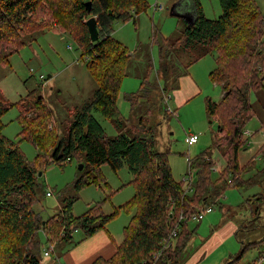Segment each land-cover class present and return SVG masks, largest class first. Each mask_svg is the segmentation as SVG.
Wrapping results in <instances>:
<instances>
[{
	"label": "trees",
	"instance_id": "1",
	"mask_svg": "<svg viewBox=\"0 0 264 264\" xmlns=\"http://www.w3.org/2000/svg\"><path fill=\"white\" fill-rule=\"evenodd\" d=\"M252 1L219 0L221 16L208 20L199 0H192L193 26L186 27L174 41L162 38L158 48L161 70L178 50H191L200 45L213 52L215 68L208 77L213 84L221 86L223 93L217 102L204 98L207 118L218 124L211 147L214 153L207 152L191 161L197 170V181L192 194L186 195L185 185L177 183L172 176L168 154L157 149L154 126L149 124L150 112L129 128L117 108L131 54L112 37V24L116 20L123 23L133 20L135 14L148 8L147 2L0 0V67L6 66L10 57L26 46L28 37L43 31L53 33V23L57 21L59 34H67L76 43L98 85L93 101L68 124L67 136L62 140L51 125V109L37 90L12 105L0 96V264H39L40 232L44 233L48 245L68 241L73 230H80L87 238L105 229L121 212L129 215L130 220L122 230L115 254L109 259L98 258L92 264H180V256L195 233L188 225L182 226L172 245L154 259L180 214L209 205L226 189L255 184L251 178L241 179L243 169L237 164L238 152L247 146L243 131L254 117L249 96L262 90L264 81V20L259 9L253 8ZM86 2L91 3L89 13L84 6ZM91 17L96 19L99 34L94 43L85 24ZM147 80L144 77L138 92L127 98L131 110L145 99L143 90ZM13 106L18 111L16 120L20 131L15 140H10L2 133L1 118ZM91 111L114 123L115 137L106 136ZM22 142L40 152L32 162H26L20 149ZM216 152L225 160V167L213 184L210 174ZM260 156L264 161V146ZM72 158L87 164L94 173L91 180L76 181L73 186L76 191L91 184L101 185V166L107 165L113 172L125 166L132 177L129 184L134 195L110 214H105L101 204L96 203L75 217L71 214V201L60 213L43 221L33 210L37 202V176L42 175L47 165H59ZM259 174L264 177V167ZM257 199L249 198L247 203ZM258 243H264V239L243 245L235 261L243 258L248 247Z\"/></svg>",
	"mask_w": 264,
	"mask_h": 264
},
{
	"label": "rangeland",
	"instance_id": "2",
	"mask_svg": "<svg viewBox=\"0 0 264 264\" xmlns=\"http://www.w3.org/2000/svg\"><path fill=\"white\" fill-rule=\"evenodd\" d=\"M145 1L148 8L135 14L133 20L125 23L116 20L112 24V37L127 47L130 53H135L129 61L126 77L120 86L118 107L125 115L129 128L135 126L139 118L150 112L149 124L154 126L157 149L168 154L174 180L177 183L183 182V178L192 171L194 186L197 181V170L192 167L191 161L207 152L214 153L211 147L218 124L207 118L204 105L202 109L203 96L206 95L203 92L201 96L191 101V106L195 111L198 110V113L194 111V115L189 114L185 122H182V117L179 119L167 112L169 106L173 107V101L166 103L165 95L173 98L181 75L187 66L193 65L189 73L193 78L196 73L198 74V78L206 85L205 91L208 89L209 97L216 101L217 96L223 94L221 86L214 88L208 77L209 72L215 68V54L213 52L203 54V50L207 49L200 45H195L191 50H178L165 61L161 70L158 48L162 45V38L174 41L180 37L186 25L184 19L173 16L170 12L179 0ZM187 1L182 0L180 6L187 5ZM252 2L253 8L259 9L264 20V0ZM199 3L206 19L216 20L221 16L219 0H199ZM53 25L55 28L53 33L43 31L28 37L26 46L10 57L6 66L0 67V96L4 102L12 105L28 93L37 90V94H40L50 107L53 114L51 125L57 132L58 139L62 140L67 136L68 124L86 104L93 101L98 85L90 74L87 58L81 56L76 43L67 34H59L57 21H54ZM204 55L206 56L202 58ZM198 57L201 60L198 59L199 61L194 63ZM144 77L148 78L143 90L145 99L130 111L126 97L138 92L139 83ZM262 86V90L249 96L254 117L243 131L247 146L237 155V164L243 169L241 179L251 178L255 184L248 188H229L223 191L213 207V212L204 216L200 230L199 224H188L189 228L196 230V234L186 244L180 256V264L201 245L210 231L220 227L227 219L239 227L237 238L232 237L225 242L214 252L213 258L205 260L204 264H211L217 258L225 262L224 264H246L247 260L255 259L262 249L261 243L252 245L246 249L242 259L235 261L243 245L248 246L264 238V177L259 174L264 167V161L260 156L264 145V81ZM90 114L103 128L108 138L115 137L117 132L112 121L94 111ZM17 116L18 111L13 106L1 118L4 126L2 133L10 140H15L20 131ZM189 133L198 136V142L190 148L185 140ZM20 149L28 163L40 154L27 142H22ZM219 154L216 152L212 157L215 166L211 169L210 181L213 184L217 182L219 172L225 167V160H222ZM80 165L83 167L81 170ZM99 170L103 178L101 185L91 184L76 191L73 188L76 181L82 178L88 181L94 176L87 164L78 163L72 158L59 165L54 163L47 165L43 168L41 176L37 174L38 185L35 189L37 202L33 210L46 221L60 213L72 201L71 214L75 217L83 215L96 203L101 204L105 214H110L115 207L125 204L134 195V189L129 184L132 177L125 166L117 172H113L107 165L101 166ZM47 191L52 193V197L45 195ZM252 197L258 199L247 203ZM129 220L130 216L121 212L109 227L118 244L122 240L123 227L128 225ZM61 237L62 234L59 239ZM38 238L41 242L39 260H46L43 258V249L46 247L44 233L40 232ZM45 249H48V246Z\"/></svg>",
	"mask_w": 264,
	"mask_h": 264
},
{
	"label": "crops",
	"instance_id": "3",
	"mask_svg": "<svg viewBox=\"0 0 264 264\" xmlns=\"http://www.w3.org/2000/svg\"><path fill=\"white\" fill-rule=\"evenodd\" d=\"M180 4H182V0H179L170 10L171 14L173 16L179 17L180 19L181 18L184 19L186 27H192L194 21V9H193L192 0H188L187 5L183 4L180 6ZM181 7L183 8L181 9ZM203 51H204L203 54L209 52L208 50H203ZM130 54L132 57L134 56L135 53L133 52ZM205 56L206 55H204L202 58H204ZM196 61L197 60H195L194 63ZM192 67L193 65L186 67V70L183 72L179 80L177 92H174L175 94L173 95V98L169 96L170 100L173 101V107L169 106L170 110L173 113L171 112L168 113L179 119L182 117V122H185L184 120L188 119L189 114L194 115L195 110L191 106L192 99L201 96L202 92L203 94H206L203 96V98L210 96L208 94L209 93L208 89L207 91H205L206 85L198 78V74L195 72L196 75H194L193 78V75L189 73V70ZM140 84L141 83H139V87ZM213 87L219 88V86L216 84H214ZM179 92H181V94H179ZM221 96L222 94H219L217 96L218 99H216V101L213 100L211 97L209 98L212 99V101L217 102L218 100H220ZM128 97L129 95L126 97V99ZM118 99H119V95H118ZM118 99H117V108L118 111L120 112L118 107ZM202 102H203L202 104V109H203L204 100ZM127 103L129 104V108L131 111L130 103L128 101ZM195 113L197 114L198 110L195 111ZM120 115L126 120L125 115H123L121 112ZM220 197L221 196H219L218 198L220 199ZM116 220L117 219H115L114 221ZM114 221L107 224L105 229H101L87 238H84L80 230H73L71 233V237L68 241L59 240L55 244H50L53 245V251L48 256H44V252L47 250L45 248L49 246L48 244H46V247L43 249V258H45L46 260H42V261L39 260V256H41V251H40L38 256L39 264H92L98 258L109 259L115 254L116 247L118 245V243L116 242V240L113 238L112 234L109 231V227ZM201 223L202 221L197 223L199 224L198 230H200ZM238 232H239V227L237 226V224L234 223L232 220L227 219L220 227H217L213 231H210L209 235L202 241L201 245L194 252H192L183 262H181V264H204L205 260L213 258V256L215 255L214 252L220 249L225 242H227L232 237L237 238ZM195 234L196 233H194L191 238H193ZM59 242L61 244H58ZM261 245H262V249H261L262 251L264 248V243H262ZM261 251L257 254V256L261 253ZM249 261L247 260V263ZM224 263L225 262H222L219 258H217L214 259V261L211 264H224Z\"/></svg>",
	"mask_w": 264,
	"mask_h": 264
},
{
	"label": "built area",
	"instance_id": "4",
	"mask_svg": "<svg viewBox=\"0 0 264 264\" xmlns=\"http://www.w3.org/2000/svg\"><path fill=\"white\" fill-rule=\"evenodd\" d=\"M158 8V7H156ZM170 100L169 96H165V102L168 103ZM168 112L173 113L170 108L167 110ZM198 142V136L194 134H189L186 136V144L188 147L195 145ZM190 165V162H189ZM183 182L185 183V194L188 195L193 192V172L189 171V173L183 178ZM182 182V183H183ZM230 183L231 180H228ZM47 197H52V193L47 191L45 193ZM217 204V199L212 200V202L207 206H199L192 212L188 214H180L177 219V223L175 227L170 231L168 236L162 240L161 248L157 254L154 255V259L157 260L160 256L162 251L168 249L173 241L177 238L179 233L182 230V226L188 225L189 223H199L203 220L206 214H210L213 212L214 205ZM53 251V245H49L48 249L44 252V256H48ZM247 264H264V248L261 253L253 260L249 261Z\"/></svg>",
	"mask_w": 264,
	"mask_h": 264
},
{
	"label": "water",
	"instance_id": "5",
	"mask_svg": "<svg viewBox=\"0 0 264 264\" xmlns=\"http://www.w3.org/2000/svg\"><path fill=\"white\" fill-rule=\"evenodd\" d=\"M86 11L89 13L90 9H91V3L90 2H86L84 4ZM86 27L88 29V33H89V38L91 40V42H97L98 41V30H97V22L96 19L94 17L89 18L88 20H86L85 22ZM49 77H47L48 79ZM211 123V122H210ZM83 167L82 165L79 166V170H81ZM39 176H41V174H39Z\"/></svg>",
	"mask_w": 264,
	"mask_h": 264
}]
</instances>
